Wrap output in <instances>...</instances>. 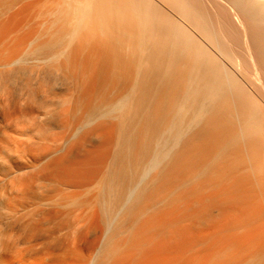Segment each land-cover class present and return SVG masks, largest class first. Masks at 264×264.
I'll use <instances>...</instances> for the list:
<instances>
[{
  "label": "bare ground",
  "instance_id": "1",
  "mask_svg": "<svg viewBox=\"0 0 264 264\" xmlns=\"http://www.w3.org/2000/svg\"><path fill=\"white\" fill-rule=\"evenodd\" d=\"M10 3L0 264H264V0Z\"/></svg>",
  "mask_w": 264,
  "mask_h": 264
},
{
  "label": "rangeland",
  "instance_id": "2",
  "mask_svg": "<svg viewBox=\"0 0 264 264\" xmlns=\"http://www.w3.org/2000/svg\"><path fill=\"white\" fill-rule=\"evenodd\" d=\"M0 1H1V0H0ZM7 6H8L9 9H8L6 6H4L5 8H4V9L2 8L3 11L0 10V12H1V13H0V21H1L0 23L5 25V26L3 27V26L0 24V39H2V37L4 36V34L6 33L7 30H9V31H7V32H10V28H8V25H6V24H9L8 22L11 23V20H9L8 18H11V17H12L11 19L13 20V19H14L13 16H14V17H15V16H18V14H17V15L15 14V13L17 12V10H18V7H17V6L15 7V5H14V7H13V5H11V3H10L9 5L7 4ZM9 6H12V8H10ZM1 7H3V6H1ZM40 13H41V12H40ZM22 15H23V14L19 15V16H21V19H20V17H17L16 19H14L15 21H14V20L12 21V23L15 22V25H14V24H12V25L15 26V27H16V26L18 27V33H21V32L24 33V32H26L27 30H30V28L32 29V27H28V26H25V24H24V25L21 24V23H25V21H24V22L22 21V20L24 19V16H22ZM6 18H7V19H6ZM41 19H43V16H42ZM4 20H7V21H5V22L3 23L2 21H4ZM8 20H9V21H8ZM43 20H44V19H43ZM35 21H36V20H35ZM35 21H34V23H36ZM43 22H44V21H43ZM1 26H2V28H1ZM9 26H10V24H9ZM5 27H7V30H6ZM24 27H25V28H24ZM3 28H4V30H3ZM26 29H27V30H26ZM1 30H2V31H1ZM4 31H5V32H4ZM19 31H20V32H19ZM2 34H3V35H2ZM21 34H22V33H21ZM5 35H7V36L3 37L5 40L3 39L4 41H3V40L0 41V42H1V46H3V47H4V45H5V44H4L5 42H7V43L11 42V39H10V41H7L8 38H10V37H8L9 33H8V34H5ZM9 36H10V35H9ZM11 38H12V37H11ZM34 40H35V39H34ZM37 41H38V40H37ZM3 42H4V43H3ZM2 43H3V45H2ZM7 43H6V44H7ZM35 43H36V41H35ZM1 46H0V47H1ZM5 46H6V45H5ZM3 47L0 48V49L2 50ZM24 65L26 66V64H24ZM28 65H29V64H27V67H28ZM22 66H23V65H22ZM22 66H20V67H22ZM30 66L32 67L31 64H30ZM23 67H24V66H23ZM16 68H18V67H16ZM28 68H29V67H28ZM28 68L25 67V68H23L24 70L22 69V70H23L22 73L20 72V76H21L22 78H23V76H26L27 74H29L30 71H29V72H28V71L24 72L26 69L29 70ZM27 72H28V73H27ZM25 73H26V75H23V74H25ZM42 76H43V74H42V75L40 74V76H39L40 79H39V80H38V78H37L36 80H34L35 82H34V81L31 82V88L33 87L32 89L35 91V89H34V87H36V84H35V83H37V82H41V84H40V83H39V84L37 83V85H39V86L41 85L40 88H41L42 90H41L40 88L36 87V92L39 93V97H40L41 99L43 98L44 93H45L44 98L48 99V100H46V99H45V100L48 101V102L50 103L51 100H52V98H51L52 96H51V95L49 96V91H48V90H49V87L51 86L52 80H54V79H53L52 77H49V78H48V76H45L44 78H42ZM25 78H27V76H26ZM45 78H46V81L42 82L43 80H45ZM51 78H52V80H51ZM33 79H35V78H33ZM42 79H43V80H42ZM48 79H49V81H48ZM36 81H37V82H36ZM47 81H48V82H47ZM50 81H51V82H50ZM45 82H46L47 84H46ZM18 83H21V82L19 81ZM42 83H44V84L46 85V86H43V88H45L46 90L42 88V85H43ZM32 84H35V85H32ZM14 85H16V83H14ZM14 85H13L12 87H14ZM48 86H49V87H48ZM58 86H59V87H57V88L62 87V86H60V85H58ZM10 87H11V86H10ZM10 87H9V89H10ZM12 87H11V88H12ZM14 90H15V89H10V90H8V92H10V94H9V93H8V94H9L10 96H12L11 94L14 93V92H13ZM21 90H22V89H21ZM37 90H39V91H37ZM40 90H41V91H40ZM44 90H45V91H44ZM5 91H6V90H5ZM15 91H17V94H16V92H15V93H14V96H15V97H14V96H12V97H14L15 99H16V97H17L16 100H17V101L19 100V101L17 102V103H18V106H19V104H20L19 108H21V106L24 107V106H25L24 103H26L27 100H25L24 97L22 98L21 95H18L19 93L21 94L22 91L20 92V89H19V93H18V88H17V90H15ZM47 91H48V93L46 94ZM6 92H7V91H6ZM43 92H44V93H43ZM2 93H3V92H1V94H0V95H2V96H1L2 98L0 97V100H1L0 104H2V105L5 104L4 107H7V106H8V101H7V100H8V98H9L10 96H9L8 94L4 95L5 92H4L3 94H2ZM22 93H23V92H22ZM41 94H42L43 96H42ZM3 95H4V96H3ZM7 95H8V98H7ZM16 95H18V96H16ZM40 95H41V96H40ZM5 96H6V97H5ZM19 96L22 98L21 101H20V98L18 99ZM46 96H47V97H46ZM48 96H49V98H48ZM4 98H5V100H3ZM50 98H51V99H50ZM49 99H50V101H49ZM2 100H3L4 102H3ZM23 100H24L25 102H24ZM45 100L42 99V101H45ZM6 101H7V102H6ZM22 101H23L24 103H22ZM55 101L57 102V99L54 100V103H56ZM20 102H21L23 105H21ZM48 102H47V103H48ZM3 103H4V104H3ZM43 105H44V103H43ZM58 109H59V108H58ZM18 117H21V118H18ZM18 119H19V120H20V119L22 120V116H19V115H18V116H17V120L15 119V123H17V125H15V123H13V124H14L16 127L20 128V127L25 126V125L27 126V124H25V123H26V122L28 123V120L25 121V123H23V122H19ZM23 119L26 120L25 117H23ZM17 121H18L20 124H18ZM22 121H23V120H22ZM13 122H14V121H13ZM23 124H24V125H23ZM28 124H29V123H28ZM21 125H22V126H21ZM28 126H29V125H28Z\"/></svg>",
  "mask_w": 264,
  "mask_h": 264
}]
</instances>
